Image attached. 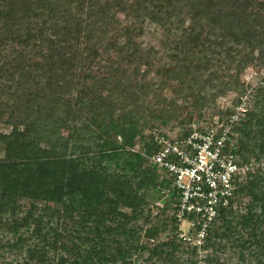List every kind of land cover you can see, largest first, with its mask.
Segmentation results:
<instances>
[{
  "label": "trees",
  "instance_id": "16d2710c",
  "mask_svg": "<svg viewBox=\"0 0 264 264\" xmlns=\"http://www.w3.org/2000/svg\"><path fill=\"white\" fill-rule=\"evenodd\" d=\"M146 21L180 32L174 67L162 68L155 89L138 80L155 58L134 41ZM256 50L264 57V0H0V264H13L7 256L16 264H264V171L237 184L203 243L190 248L169 205L175 193H161L169 180L150 163L155 136L145 155L132 150L165 112L138 98L160 103L175 81V93L202 99L196 72L211 67L209 83L225 77L219 72L232 80L226 73L233 66L238 76ZM96 64L107 76L90 71ZM123 64L136 74L123 78ZM258 98L256 112L233 128L234 142L243 139L233 148L241 165L264 163ZM150 192L164 201L157 217Z\"/></svg>",
  "mask_w": 264,
  "mask_h": 264
},
{
  "label": "rangeland",
  "instance_id": "374dc122",
  "mask_svg": "<svg viewBox=\"0 0 264 264\" xmlns=\"http://www.w3.org/2000/svg\"><path fill=\"white\" fill-rule=\"evenodd\" d=\"M119 20H121L123 23L129 22L123 14L119 15ZM188 23L189 21L185 23V26ZM179 34V31L170 30L168 32L163 27L149 21H146L142 25V32L134 38V41L142 49L147 50L149 48H152L155 52V54H153L155 58L150 68H141L142 73L138 75V80L145 76L147 79L146 81H150L155 85L153 89H155L161 82H163V80L165 79V72L162 68L171 69L174 67V63L171 61L169 53L171 52V49L173 47L172 42L178 39ZM12 48H14V46ZM14 49H16V47ZM8 50H10V48ZM240 58L241 57H238V59ZM249 60L250 61L248 63V66L240 71L238 76H236V69L233 66L231 67L232 70H230L229 73L226 74L231 76L232 80L226 77L225 73L223 74L219 72L220 74H222L221 76L225 77H221L220 80L211 79L209 83L208 79L210 78L207 72L211 69H214L211 67L207 71L196 72L194 74V77H196V79L194 80V92L196 94H200L199 96L202 99H198L197 96L189 97L185 90H181V92L175 93L173 87H178L175 81H170L165 86V89L162 92L161 96L162 102L160 103H158L157 99H154L151 94L149 95L150 98L148 97L145 100H143L142 98H138V102L142 101V104L151 102V105H156L161 109H165V112L161 120L158 119L156 121L150 122L149 126L142 130L143 137L138 136L135 139L132 150L145 155V144L150 141L151 137H154L158 132L180 125V122H185V125L188 124V120L201 122L207 125L214 124V122L218 119H230V115L236 113V110L241 106L244 107L245 112L240 115V118L242 120L247 119L246 112H256V103L259 99L258 96H264L263 90L261 93L259 92L261 89H264V57L261 52L256 50L251 55ZM121 67L124 76L123 78L125 79L128 78V76L136 74L134 68L129 65L123 64ZM90 71L97 76H107V72L103 70L101 64H96ZM158 72H160L161 75L159 76V78H155ZM230 81H232L233 85L229 84ZM227 84L229 85L226 86ZM222 88L225 89L222 90ZM196 101L199 102L197 105H195ZM1 130L6 131L4 127H1ZM255 131L256 130H254V132ZM63 135H66V133L63 132ZM241 136V134L236 135L234 144H236L237 142L240 143L243 140ZM119 141L122 142L120 138H118V142ZM240 161L244 162L242 157L240 158ZM245 166H247L248 169L245 170L244 174L242 175L240 184L243 185H246V183L248 182L249 174H256L257 169L264 171V163H258L254 158H250V162ZM147 199V202H149V205L151 206L156 200L154 199V194L152 192L148 194ZM247 200L248 199H246V201ZM27 204H29V202ZM36 205L37 207H39V209H52L51 204L41 203ZM23 212L25 211H21V216L23 215ZM143 222L144 221L142 218H138V221L134 224H136L137 226H141ZM151 227L152 224L147 225L146 228ZM179 230L180 231L177 234H185L189 232L188 223L182 222L179 226ZM173 231V228H169L168 230H165V232L161 231L160 233H158L156 238L159 242H166L168 241V237L164 234L167 232H170L171 234V232ZM5 238L7 237L5 236ZM183 245L185 247L189 246L186 242L183 243ZM189 247L192 248V246ZM190 248H187L185 252H182V255L184 257L190 256ZM198 252V254L200 255L199 258H201V255L204 253L201 250H198ZM7 257L8 259H6V261L8 260V262L10 261L13 262V264H16L13 256ZM4 261V259L0 258V263H3ZM139 262L141 263V261Z\"/></svg>",
  "mask_w": 264,
  "mask_h": 264
},
{
  "label": "built area",
  "instance_id": "2783aa9c",
  "mask_svg": "<svg viewBox=\"0 0 264 264\" xmlns=\"http://www.w3.org/2000/svg\"><path fill=\"white\" fill-rule=\"evenodd\" d=\"M244 112L241 106L228 120L208 125L189 121L155 135L158 150L150 156V163L169 180L161 193L163 199L175 193L169 205L179 224L188 223L189 232L179 238L189 245L203 243L218 210L228 206L248 169L233 153V128ZM151 208L157 217L164 201H155Z\"/></svg>",
  "mask_w": 264,
  "mask_h": 264
}]
</instances>
